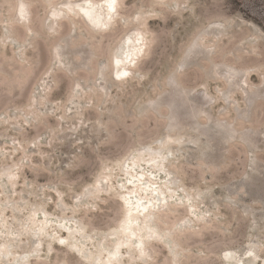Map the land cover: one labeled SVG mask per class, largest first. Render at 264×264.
<instances>
[{
    "label": "rangeland",
    "instance_id": "1",
    "mask_svg": "<svg viewBox=\"0 0 264 264\" xmlns=\"http://www.w3.org/2000/svg\"><path fill=\"white\" fill-rule=\"evenodd\" d=\"M23 1L25 24L0 0V264H264V0H119L102 32L50 30L84 0Z\"/></svg>",
    "mask_w": 264,
    "mask_h": 264
},
{
    "label": "bare ground",
    "instance_id": "2",
    "mask_svg": "<svg viewBox=\"0 0 264 264\" xmlns=\"http://www.w3.org/2000/svg\"><path fill=\"white\" fill-rule=\"evenodd\" d=\"M118 1L119 0H100V1L94 2L91 0H84L83 3L81 2L82 4H80L78 2H76L77 4H72L71 2L70 3L66 2V3H64V5H61V6H64V7H62V8H64V10L61 8L54 9V7H53V9H51V11H49L50 14L48 13L50 18H51V23H52L49 28L51 30L56 21L63 19V17L65 19V17H66L65 15L68 14V15H73V16L76 15L74 17H77V15H79V17L81 16V19L86 21L85 24H87V26L89 25L88 27L92 31H96V32L106 31V30L111 28V24L114 23L113 21L117 16V5H119ZM157 1H163V0H157ZM16 3H17L16 4V7H17L16 8V17H15L16 22L18 21L21 24L22 23L25 24L27 21H29L28 20L29 12L27 9L28 4H26L23 0H17ZM55 8H57V7H55ZM46 30H47V28H46ZM54 31H57V30H54ZM137 41L139 42V39H137ZM129 42H128V44H129ZM141 44H143V42H141L140 45ZM127 47L129 48V46H127ZM113 58H114V60L112 61L113 67L120 66L119 72H117L114 76V80L121 81L123 79L128 78V70H129V68H132L134 66V62H132L133 59L132 60L130 59L129 61L125 62L124 61L125 59H123L122 57H121L122 59L118 58L117 54H115ZM161 142H163L162 139H161ZM145 152H148V155H149L148 160L146 159L148 166L156 168L158 171L164 170L158 164V160L163 157V156L161 157L160 152H152L150 149L145 147V148L138 150L137 154L140 155V154L145 153ZM140 160H141V157H140ZM168 178H169L168 182L170 184H176L177 181L175 179H172L170 176ZM170 179H171V181H170ZM139 208H142V210L145 209L144 206L138 204L137 207L135 208V210H140ZM128 213H129V211H128ZM146 218H147V220L150 221L149 215L146 216ZM133 219H135V218H133ZM148 226H146V227L148 228ZM151 233H153V232H151ZM146 235H148V233H146ZM152 236L150 234V237H152ZM248 254H249V251L245 252L244 256H247ZM246 259H247V261H245L243 264H254V260L250 256H248ZM238 261H241V260H238Z\"/></svg>",
    "mask_w": 264,
    "mask_h": 264
},
{
    "label": "trees",
    "instance_id": "3",
    "mask_svg": "<svg viewBox=\"0 0 264 264\" xmlns=\"http://www.w3.org/2000/svg\"><path fill=\"white\" fill-rule=\"evenodd\" d=\"M92 56H94V55H92ZM213 74V72L212 71H210V73H208V76L210 75H212ZM261 96H263V95H260V96H258L256 99H254V100H252L251 99V102H252V105H254L255 103H256V101L258 100V99H261L262 97ZM264 97V96H263ZM169 98V97H168ZM170 101H172V99L171 98H169V101L167 102V105L169 106V107H171V109H173L174 111H173V113H172V118H171V120H173V128H180L182 125H181V123L183 122V119L185 118V117H190L192 114H194V111H193V107L191 106V105H188L187 107H185V114H184V117H182L181 115H179L180 113H179V111H178V108L180 107L179 105H177L176 103H173L172 105H171V103H170ZM176 102V101H175ZM171 105V106H170ZM114 109L115 108H113L112 110H111V112L113 113V111H114ZM249 115H248V119H250L251 118V112L250 113H248ZM182 118V119H181ZM255 135V132L254 131H251V133H250V135H248L249 137V140H250V142H254V138H253V136ZM213 137V136H212ZM214 137H215V135H214Z\"/></svg>",
    "mask_w": 264,
    "mask_h": 264
},
{
    "label": "flooded vegetation",
    "instance_id": "4",
    "mask_svg": "<svg viewBox=\"0 0 264 264\" xmlns=\"http://www.w3.org/2000/svg\"><path fill=\"white\" fill-rule=\"evenodd\" d=\"M84 22H86L85 20H84ZM89 26V25H88ZM131 35H133V37L132 38H128V39H126L125 41H124V47H126V48H124V49H126V52H125V56H127V60L125 59L124 61L126 62V61H129V59L130 58H132V57H134V54H136L137 53V51H135L134 49H133V47H134V44H138L137 42H136V40H135V38H134V34H133V32L131 33ZM133 40V41H132ZM130 41V42H129ZM135 41V42H134ZM129 42V44L127 45L126 43H128ZM126 44V45H125ZM127 46H129V48H128V50H127ZM130 50V52H128ZM123 55V56H124ZM129 55V56H128ZM112 61H113V59H112ZM112 67H113V65H112Z\"/></svg>",
    "mask_w": 264,
    "mask_h": 264
}]
</instances>
